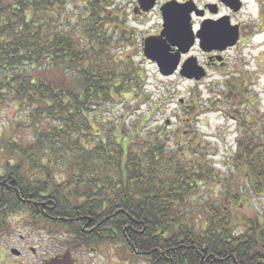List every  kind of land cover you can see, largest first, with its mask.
Instances as JSON below:
<instances>
[{"label":"trees","instance_id":"obj_1","mask_svg":"<svg viewBox=\"0 0 264 264\" xmlns=\"http://www.w3.org/2000/svg\"><path fill=\"white\" fill-rule=\"evenodd\" d=\"M67 1L0 0V103H17L25 124L35 121L29 141L2 140L0 222L24 212L33 226L60 232L66 252L119 244L129 262L264 264V213L248 221L234 213L252 204V193L264 195V112L244 108L246 82L229 80L228 94L215 101L226 103L238 124L227 157L234 178L226 182L193 152L198 135L179 143L161 130L143 133L138 125L147 117L134 135L123 122L104 121L93 134L101 105L140 90L145 78L111 48L124 29L117 37L114 28L102 30L120 23L111 0H78L80 11L65 17L55 7ZM87 135L98 136L94 146ZM54 156L70 160L69 168L52 166ZM202 188L218 192L200 204Z\"/></svg>","mask_w":264,"mask_h":264},{"label":"rangeland","instance_id":"obj_2","mask_svg":"<svg viewBox=\"0 0 264 264\" xmlns=\"http://www.w3.org/2000/svg\"><path fill=\"white\" fill-rule=\"evenodd\" d=\"M128 1L130 0H111L109 4L112 8L122 12V16H118L120 23L109 21L106 23V29L102 30L108 34L114 28L116 30L113 35L117 37L118 31L124 29L120 34L119 42H115L111 48L118 51L117 56L121 60H129L140 66L145 78L140 88L144 96L138 98L141 94L138 90L132 94L114 96L112 101L103 103L97 111V116H94L91 121L93 129L90 128V132L100 130L102 121L108 126L123 122L127 125L126 128L130 134L134 135L139 121L147 117L142 128L138 125L143 133L161 130L165 136H170L172 142L177 140L179 143H184L187 139H192L193 135H198L201 137L200 143L196 145L195 141L191 140L193 152L203 155L209 163H212L222 175L224 182L230 177L234 178L227 157L235 150L237 119L226 103L215 101L223 99L220 95L228 94L229 80L242 79L246 82L250 97L246 99L244 108L255 107L264 112V32L255 34L239 49L227 52V64L217 71L212 69L210 76L206 79L196 82L182 78L178 74L162 76L155 64L143 57L140 44L141 37L154 30L156 18L147 17L144 21L140 20L136 23L128 16L124 18ZM252 5L250 14L255 17L257 8ZM80 9L78 0H68L64 8L55 7L56 11H64L65 17L72 16L74 11L79 12ZM245 17L243 13L238 18ZM192 53L198 60L202 59L200 50L195 49ZM182 100L183 102L179 103ZM24 117V108L17 103H0V147L3 146L4 138H12L18 144L29 141L32 124L35 121L26 125ZM118 130L119 125L112 129L114 134L112 138L115 143L119 139ZM87 136L83 139L88 142L89 147L94 146L98 136ZM199 146L200 149L197 150ZM183 153L185 156L190 155L187 151ZM50 160L53 163L52 166L57 161L61 169H66L65 166L69 168L70 160L68 159L58 160V157L54 156ZM233 183L239 186L240 181H233ZM226 190V187L220 188V195L222 196ZM212 191L218 192L213 188H202L197 202L200 204L208 202ZM252 196L251 205L244 203V206L234 210L240 219L246 218L248 221L256 217L261 218L264 213V195L252 193ZM246 222L240 220L241 225ZM64 240L65 237L61 236L60 232H55L48 225L33 226L24 212L7 214L0 222V264H149L141 258L129 262L124 247L119 244L93 249L88 247L83 249L80 246L72 249L71 252H66L62 249ZM10 248L18 249L21 255L16 256L11 253Z\"/></svg>","mask_w":264,"mask_h":264},{"label":"flooded vegetation","instance_id":"obj_3","mask_svg":"<svg viewBox=\"0 0 264 264\" xmlns=\"http://www.w3.org/2000/svg\"><path fill=\"white\" fill-rule=\"evenodd\" d=\"M251 4L257 8L255 17L250 14ZM125 11L124 18L128 16L134 23L147 17L156 18L154 30L141 37V51L146 38L165 41L168 54H178L179 66L174 74L179 75L185 61L193 60L205 70L202 79L210 76L212 69L217 71L227 64V52L239 49L255 34L264 32V0H130ZM243 13L246 17L239 19ZM119 15L122 12L118 11ZM167 29L178 37L165 39L162 33ZM233 38L234 43L227 45ZM189 42L191 45L187 47ZM195 49L200 50L202 59L192 53Z\"/></svg>","mask_w":264,"mask_h":264},{"label":"water","instance_id":"obj_4","mask_svg":"<svg viewBox=\"0 0 264 264\" xmlns=\"http://www.w3.org/2000/svg\"><path fill=\"white\" fill-rule=\"evenodd\" d=\"M169 32L170 31L167 29L162 33L165 39L169 40L170 38L178 37L177 34H171ZM230 40L231 41L226 42L227 45H232L235 41L234 38ZM164 43L165 41L158 42L157 40H155L153 42L150 38H146L144 40L143 54L149 60L156 62L158 70L162 75L168 76L171 75L173 72H175L179 61L177 58L178 54L176 55L168 54V48ZM189 45H191V42L188 43L187 47H189ZM186 49H184L183 51H186ZM179 74L188 79L194 78L198 80L205 75V71L202 67L198 66L193 60H190L187 62L185 61L183 63L179 71ZM11 252L15 255L19 254V251L14 248L11 249Z\"/></svg>","mask_w":264,"mask_h":264}]
</instances>
